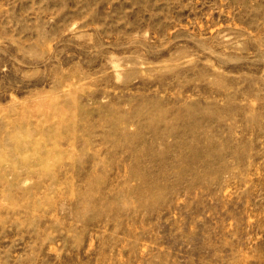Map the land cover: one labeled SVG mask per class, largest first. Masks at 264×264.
<instances>
[{
    "label": "rangeland",
    "instance_id": "obj_1",
    "mask_svg": "<svg viewBox=\"0 0 264 264\" xmlns=\"http://www.w3.org/2000/svg\"><path fill=\"white\" fill-rule=\"evenodd\" d=\"M0 264H264V0H0Z\"/></svg>",
    "mask_w": 264,
    "mask_h": 264
}]
</instances>
